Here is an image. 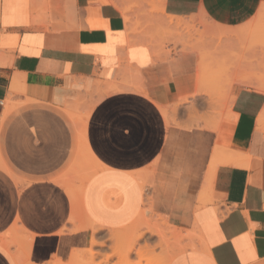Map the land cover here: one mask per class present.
Returning a JSON list of instances; mask_svg holds the SVG:
<instances>
[{
  "label": "crops",
  "instance_id": "0c3cea01",
  "mask_svg": "<svg viewBox=\"0 0 264 264\" xmlns=\"http://www.w3.org/2000/svg\"><path fill=\"white\" fill-rule=\"evenodd\" d=\"M138 2L144 22L204 18L210 36L161 58L132 44L125 0H0V264H20L22 241H4L15 229L32 239L31 263L68 262L147 207L180 229L172 240L189 237L168 264H264V0ZM212 54L231 98L217 130L209 115L222 106L200 78ZM159 106H175L176 124ZM73 108L90 114L87 142L101 165L79 203L64 185L77 189L67 174L88 168ZM216 158L225 159L210 176ZM183 184L192 191L185 217L174 214Z\"/></svg>",
  "mask_w": 264,
  "mask_h": 264
},
{
  "label": "rangeland",
  "instance_id": "374dc122",
  "mask_svg": "<svg viewBox=\"0 0 264 264\" xmlns=\"http://www.w3.org/2000/svg\"><path fill=\"white\" fill-rule=\"evenodd\" d=\"M126 4L122 6V10L124 13V16L126 15L125 11H128L129 16L132 19L133 22V33H131V40H134L135 42H144L147 43L153 50L155 56L161 57V58H167L177 53H182L186 51L193 50L191 45L193 43L197 42H204L207 41L210 34L207 32V29L213 28L212 24L207 21L206 19L202 18L200 20L195 19H185V18H176V17H166V16H160L157 15L158 19L157 21L151 20L149 22H144L140 17L139 14L135 13V9L139 7L138 0H125ZM153 16V15H152ZM193 21L195 29L192 30V23L187 21ZM175 25L178 28H175ZM131 30V29H130ZM130 32V31H129ZM184 37L185 44L181 43H174V39L176 37ZM217 38V37H216ZM216 48L215 52L222 51L223 49V37L217 38ZM187 42V43H186ZM188 45V46H187ZM207 49V46L205 47ZM208 50V49H207ZM213 50V49H212ZM213 59L214 55H210V58H207V71L209 77H207V84L209 83L211 85V97L217 101L218 105L222 106V109H215L210 111V120L211 123L214 125V129L217 130V127L219 124H222L224 121V117H227L228 115V107L230 106V95H225L224 90L226 89L223 84V62L222 58H220L219 61H214L213 65ZM233 96V95H231ZM229 98V102H228ZM225 100L226 104H225ZM220 101H224L221 104ZM227 105V108L224 109V106ZM171 108V116H172V124H176V114L177 110L175 106L170 107ZM191 116L193 117H200L201 120H204L206 118H203L202 115L199 114V111L197 110H191ZM88 114V113H87ZM232 116V113H231ZM86 117V116H85ZM84 117V119H85ZM225 158H217V161H222ZM74 167V162H73ZM83 165H87L88 168H81V166L72 168L71 172L67 174L68 177L71 178V182H75L76 180H81L87 171L92 168L91 162L87 159H85ZM91 165V167H90ZM89 169V170H88ZM74 184V183H73ZM76 185V184H74ZM151 217L153 219H161V216L156 215L155 213H151ZM161 221V220H160ZM134 223V222H133ZM129 224L125 227L119 228V229H112L107 235L105 232L101 233L100 236H98L96 239L97 244L92 246L90 250L85 251V254L88 256L91 252L95 253V257L93 261L95 263L103 262L104 258L110 254H113L111 258L109 259L107 264H137L140 260V257L137 254H133L129 258H125L124 255L122 256L120 253L117 254L119 250H123L127 247V241H129L128 236H121V240H118L115 235L117 231L127 232L129 227L133 224ZM142 227V228H141ZM140 232L144 230L143 226H139L138 229ZM170 228L167 229V234L170 233ZM146 231V230H145ZM189 237H184L183 240L176 241V240H170V241H164L159 237V235L152 234V233H145L141 239L138 242L137 249H141L143 251L147 250V245L150 247H157L159 248L157 255L159 256L158 262L155 264H168V259L174 256L177 252H180L186 248L189 247ZM164 244V246H163ZM24 245V244H23ZM10 246H21L19 244H11ZM161 246V248H160ZM177 250V251H176ZM117 252V253H116ZM147 257V255H146ZM173 258V257H172ZM92 259L86 260L84 264H90ZM142 262H146L142 260ZM104 264V262H103Z\"/></svg>",
  "mask_w": 264,
  "mask_h": 264
},
{
  "label": "bare ground",
  "instance_id": "6f19581e",
  "mask_svg": "<svg viewBox=\"0 0 264 264\" xmlns=\"http://www.w3.org/2000/svg\"><path fill=\"white\" fill-rule=\"evenodd\" d=\"M127 19L130 21V17L126 16ZM130 33H133V27L131 26V30L129 28ZM135 41H132V44H134ZM207 73V64L204 63H200V74L203 75V77L201 78V81L203 84L207 85V78L205 77ZM200 75V76H201ZM206 78V79H205ZM199 80V79H198ZM208 86H210L208 84ZM206 88V87H204ZM211 88V87H210ZM206 90V89H204ZM122 100V99H121ZM119 101V100H118ZM112 103V102H110ZM164 114V117L167 121V123H171L172 121V116H171V109L169 107H164V106H159ZM231 111V110H230ZM138 112V111H137ZM69 113L71 114V116L77 121L78 125H79V130H80V135H81V148H80V157L79 160H82V163H84L85 159L89 160L91 162L92 165H94L92 168H90V170L81 178V183L80 185L77 187V189H75L73 187V185L71 184H67L64 183V185L67 187V191L69 193V195L71 196L73 202L75 203H79L80 199H81V194L83 191V187L86 184V182L94 175L98 172V170L101 168L100 162L98 160V158L95 156V154L93 153L91 147L89 146L88 142H87V136H86V119H84V117L86 116L87 118L89 117V113L85 114V116L82 114H79V112H77V110L73 109H69ZM232 113V112H231ZM232 116L234 117L233 113ZM85 117V118H86ZM153 117V116H152ZM154 118V117H153ZM153 122V121H152ZM158 124V122H157ZM153 126V125H152ZM157 126L154 128L156 129ZM219 128V127H217ZM148 130V129H147ZM140 131V130H139ZM159 131V130H158ZM148 132V131H147ZM136 133V132H135ZM137 134V133H136ZM148 134V133H147ZM136 136V135H135ZM149 138V137H148ZM152 139V138H151ZM130 141V140H129ZM132 141V140H131ZM181 148V147H180ZM185 148V146L183 147ZM181 148V149H183ZM186 149V148H185ZM224 149H227V147L225 145H218L216 148V152L222 153V151ZM190 150V149H189ZM141 154V153H140ZM139 155V154H138ZM137 155V156H138ZM192 157L191 155H188V158ZM201 156V155H200ZM198 157V156H197ZM109 158V157H108ZM187 158V160H189ZM193 159V157L191 158V160ZM196 160H199L198 158L195 157ZM201 159V158H200ZM112 160V159H111ZM118 161V160H117ZM195 161V160H194ZM194 161H188L191 165H193ZM224 161V160H222ZM222 161H217L216 159H213L210 165V172L209 175H213V171L215 169H217V167L221 164ZM231 163H235L237 161V158L233 157L230 159ZM116 162V161H115ZM117 163V162H116ZM187 163V162H186ZM187 163V167L186 168H190ZM189 164V165H190ZM215 174V173H214ZM192 196V191L187 189L185 187V185H181L178 188V194H177V198H176V203H175V207H174V214L175 215H184L185 214L188 215V211L185 208V203L188 199H190ZM147 212V214H146ZM178 216V217H179ZM183 218V217H181ZM187 218V216H186ZM185 218V219H186ZM184 219V220H185ZM183 220V219H182ZM187 222V221H184ZM164 223V226H163ZM159 222L158 219H153L151 217V213H150V209L147 207L143 209V211L140 213V215L138 216L137 220L134 221V223L128 228L129 230L127 232H122L121 231H117L115 233L118 240H121V236H128L129 241H127V247L123 250H119V252L117 253L119 255V253L125 258H129L131 257L133 254H137L140 257V260L138 261L137 264H155L156 262H158L159 260V256L157 255L156 252V248L155 247H151L149 248L147 246V250L143 251L141 249H137L136 246H138V242L141 239V237L147 232H150L152 234H156L159 235V237L162 238L163 242L164 241H170L172 239H178L180 238L179 233H177L178 231H180L179 228L174 226V229L170 230V233L167 234V229L170 228V224H167L165 222ZM139 226H143L144 230L143 231H139L137 230ZM142 228V227H141ZM146 230V231H145ZM178 230V231H177ZM15 235L17 238H15V240H10V239H4L5 243L10 246L13 243H16L17 241H22V250H18L16 253V256L19 260L20 264H33L30 262V250H31V246H32V239L29 238V236H27L24 232H22V230L20 228L15 229ZM185 236H188L187 233H184ZM192 236V234H191ZM97 244L96 241L93 242V245ZM164 246V244H163ZM90 249L87 250H75L72 255H71V259L68 262H64L63 259L61 258H57L55 257V259H52L44 264H84V262L86 260L92 259L90 264H107L109 259L111 258V256H113V254H110L108 256H106L103 260V262H99V263H95L93 261L94 257H95V253L91 252L88 256L85 254V251H88ZM177 251V250H176ZM37 253V251L35 252ZM147 255V257H146ZM39 256V254L37 255ZM65 256V255H64ZM173 256V255H172ZM63 257V256H62ZM171 258V257H170ZM170 258L168 259V261L170 260ZM142 260L146 261L145 263L142 262ZM168 263V262H167Z\"/></svg>",
  "mask_w": 264,
  "mask_h": 264
}]
</instances>
